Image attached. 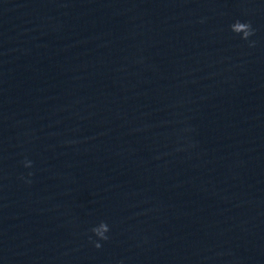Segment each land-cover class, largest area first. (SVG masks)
Masks as SVG:
<instances>
[{
    "label": "clouds",
    "instance_id": "9594fccd",
    "mask_svg": "<svg viewBox=\"0 0 264 264\" xmlns=\"http://www.w3.org/2000/svg\"><path fill=\"white\" fill-rule=\"evenodd\" d=\"M230 29L233 33L239 35L240 38L245 41H248L249 37L255 34V30L252 28V25L250 22H242L240 20H236L234 23L230 25ZM249 46L254 47L255 42L251 41L249 43ZM25 166L30 167L31 161H26ZM109 231H110V227L108 223L105 221H100L97 225H95L91 229V232L93 233V235L97 237V240L93 241L94 247L98 249L102 247V244L100 243V241H107L109 239V236L107 235Z\"/></svg>",
    "mask_w": 264,
    "mask_h": 264
}]
</instances>
